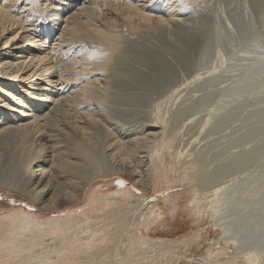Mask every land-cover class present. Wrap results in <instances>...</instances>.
<instances>
[{
  "label": "bare ground",
  "instance_id": "obj_1",
  "mask_svg": "<svg viewBox=\"0 0 264 264\" xmlns=\"http://www.w3.org/2000/svg\"><path fill=\"white\" fill-rule=\"evenodd\" d=\"M158 2L149 6L138 0H0V189L27 198L46 213L63 203L79 204L91 184L119 174H128L143 190L153 181L169 182L172 174L174 184L185 186L199 175L197 162L172 152L176 134L165 135V129L155 133L158 124L165 126L162 103L149 119L154 124L148 129L151 133H141V127L138 132L137 104L150 102L152 108L154 96L133 93L137 76L121 79L128 84L118 83L128 59H137L143 39L157 40L154 53L160 57L169 54L185 64L192 56L197 37L175 26L176 6L163 13V3ZM128 73L123 76L132 72ZM179 94L176 90L164 100L181 98ZM193 188L192 203L200 209L202 191ZM124 190L98 199L86 213L75 211L48 221L24 210L5 212L0 216V264H170L174 243L153 240L144 231L155 220V203ZM219 191L213 193L224 190ZM133 201L138 211L130 220L121 218ZM211 205L208 202L207 209H213ZM246 259L248 264H264L256 255ZM223 264H235L234 258Z\"/></svg>",
  "mask_w": 264,
  "mask_h": 264
},
{
  "label": "rangeland",
  "instance_id": "obj_2",
  "mask_svg": "<svg viewBox=\"0 0 264 264\" xmlns=\"http://www.w3.org/2000/svg\"><path fill=\"white\" fill-rule=\"evenodd\" d=\"M138 1L150 2L149 6L159 1L158 3H163L161 11L164 8L176 6L174 11L176 17L172 15L175 17L174 22L176 20L175 26L191 31L197 37L196 45L188 63L181 64L169 54L160 57L156 52L154 53V48L159 49L156 39V41L143 39V44L137 39L139 45L142 44L137 46L139 58L133 60V63L128 59L130 62L127 61V66L130 68L125 65L124 72L132 73L124 77L123 72L118 83L123 82L121 84L123 85L127 82L128 84L129 82L125 79L132 75L137 76V86L135 83V86H132L133 93L142 97L146 94L148 95L146 97L151 99L154 96L155 101L150 100L153 102L152 108L150 102L146 103L147 106L143 104L146 108L137 104L140 108L137 107L136 110L138 118L136 123L139 121V124H133H136L138 132L141 129H143L141 133L150 132L148 129L157 105L162 103L160 114L163 118L165 116V126L158 124L159 130L157 129L155 133L165 129V135L176 134L178 142H175V150L172 152L174 155L182 153L183 159L191 160V163L197 162L196 165L200 168L196 167L195 172L199 175L195 176L198 177L194 179V176L192 183L190 181L185 186L182 183L174 184L175 175L172 174L169 182L154 183L153 181L148 190H143L132 183L128 174H119L108 180H97L91 184L87 197L79 204L63 203L58 210L46 213L27 198L0 189V216L5 212L10 215L11 211L24 210L29 214H37L42 218L41 221H48L66 214H73L75 211L82 214L86 213L90 206L93 207V203H96L98 199L119 194L125 189L124 191H133L148 204L155 203V220L153 219L150 229L144 231L153 240H167L174 243L175 248L172 250L174 252L171 254L176 258H168L171 261L170 264H207L209 262V264H223L230 261L232 257L235 264H248L246 259L248 255H256V259L264 263V0ZM167 1L168 4L165 5ZM171 34L168 35V42L173 44L175 40ZM123 78L125 81L121 80ZM191 79H196L197 83L193 85L194 81L192 82ZM188 81L189 84L192 82L194 87L190 88L191 84L188 85ZM149 82L154 84L151 83L150 86ZM147 85L150 87L148 90ZM178 88H185L186 91ZM150 90H154V93ZM173 90L180 91L181 98L178 95H175V98L177 96L181 100L173 98L172 104L171 101L164 99L173 93ZM173 114L177 118L174 119ZM181 115L185 118H181L183 117ZM178 116H180L179 119ZM170 126L177 127L181 131L176 132ZM184 153L188 158L184 157ZM193 182L194 185H192ZM196 186L199 188H196L198 192L202 191L201 196L198 194L203 203L200 204L202 206L200 209L192 203L196 194L193 187ZM205 187L207 191L211 190L208 191L211 195ZM213 188L216 192L224 190L227 197L220 191L219 194L217 193L218 196L215 195ZM214 200L215 203L217 200V206L213 203ZM210 201L213 209L208 207L209 211L207 204ZM132 203L124 207L126 210H122L121 218L130 220L131 216L138 211V205L134 201ZM205 204L206 207L203 206ZM173 207L176 209H172Z\"/></svg>",
  "mask_w": 264,
  "mask_h": 264
}]
</instances>
